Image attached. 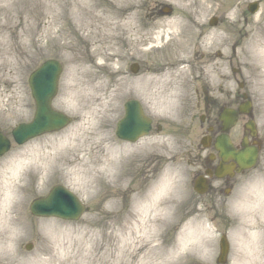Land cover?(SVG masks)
<instances>
[{
	"label": "rangeland",
	"instance_id": "rangeland-1",
	"mask_svg": "<svg viewBox=\"0 0 264 264\" xmlns=\"http://www.w3.org/2000/svg\"><path fill=\"white\" fill-rule=\"evenodd\" d=\"M253 1H259L256 13L247 9ZM263 23L264 0H0V129L11 135L16 124L32 119L28 76L48 58L64 66L53 106L72 116L64 129L13 142L0 157V169L18 163L27 183L11 213L9 239L0 243V264H149L143 238L182 251L174 264H218L222 234L230 244L226 264L257 261L253 243L264 263V232L247 245L236 235L246 192L264 178V148L257 166L237 175L228 190L199 196L188 149L202 132L191 133L172 117L196 88L217 91L222 84L230 91L236 77L251 95L264 147V80L258 77L264 68L247 47ZM132 62L140 64L136 74ZM130 98L140 100L155 122L136 142L115 133ZM45 162H51L48 170L38 172ZM56 184L88 206L78 220L31 214V200ZM141 211L148 221L142 230ZM155 214L157 231L148 220ZM188 227L199 229L197 238L208 240L210 250L185 242Z\"/></svg>",
	"mask_w": 264,
	"mask_h": 264
},
{
	"label": "flooded vegetation",
	"instance_id": "flooded-vegetation-1",
	"mask_svg": "<svg viewBox=\"0 0 264 264\" xmlns=\"http://www.w3.org/2000/svg\"><path fill=\"white\" fill-rule=\"evenodd\" d=\"M234 81L237 84V78ZM248 102H251L250 96L240 85L230 91L222 84L217 91L205 87L199 92L196 88L193 95L183 98L172 116L181 127L189 128V132H202L197 142L195 138L190 141L188 150L192 159L188 165L193 181L196 178L208 181L209 192H222L235 178L223 170L224 175L219 177V167H233V172L239 167L234 158L223 159L221 151L242 153L257 148L260 155L263 151V134L259 131L253 107L248 109Z\"/></svg>",
	"mask_w": 264,
	"mask_h": 264
},
{
	"label": "water",
	"instance_id": "water-1",
	"mask_svg": "<svg viewBox=\"0 0 264 264\" xmlns=\"http://www.w3.org/2000/svg\"><path fill=\"white\" fill-rule=\"evenodd\" d=\"M257 8V2L249 5L251 12H255ZM62 69L60 61L49 59L30 75L29 81L36 103V112L32 121L20 123L13 129L12 135L18 144H23L44 133L60 130L71 122L70 116L55 110L52 106V100L58 90ZM125 108L126 114L118 123L117 134L122 139L136 141L150 131L151 119L145 115L142 105L137 100L127 101ZM10 148L11 140L0 131V156L8 152ZM222 156H224V152H222ZM241 157L239 169L252 167L255 164L256 153H245ZM207 188L208 185L205 182H201L196 186L197 191L200 193L206 192ZM30 209L35 216H56L76 220L87 210V207L70 189L57 184L50 190L48 195L33 200ZM27 247L30 248L31 244ZM228 252L229 243L223 237L219 263L227 261Z\"/></svg>",
	"mask_w": 264,
	"mask_h": 264
},
{
	"label": "bare ground",
	"instance_id": "bare-ground-1",
	"mask_svg": "<svg viewBox=\"0 0 264 264\" xmlns=\"http://www.w3.org/2000/svg\"><path fill=\"white\" fill-rule=\"evenodd\" d=\"M259 28L255 30L254 35H252L251 38L247 41V47L249 48L254 58L258 60L256 62L257 65L262 66L264 68V27L262 29ZM260 71L261 75L259 74L258 77L261 76L264 80V71ZM73 82V76L71 75L69 82L67 83V87L69 89L74 87ZM82 86L85 87V84L82 83ZM81 93H83L82 89L79 91V94ZM115 161L116 160L114 158H111L110 164L115 165ZM50 163L51 162L38 164L39 167L37 168V171H47ZM19 166L20 165L18 163H11L7 164L3 170L0 169V234H5L4 236L0 237V243L2 242V244L3 242H5V240L9 239L8 234L10 233V229L8 228V223L14 220V217L11 216V213H13L14 208L19 203L20 192L27 185V183H25V172H22V168ZM246 193L247 202L244 205L246 207L242 209V221L244 220V222L238 226V229H236V235L237 239L240 242H244V244L247 245V243L245 242L251 240L254 241L257 236L264 232V178L258 180L255 186L248 190ZM143 211L149 213L151 211L153 212L154 209L145 207ZM143 211L138 212V215L140 216V220L138 221V223L140 224L141 230L142 228H144V226H147L148 222L146 219V214L144 213V215ZM157 216L159 217L160 214H155L154 218H152L153 220L149 218V222L155 221L158 218ZM157 222H153V231H157L158 229L157 227L159 225H156ZM186 231L187 235L189 236L184 238L185 242L194 241L196 243H199L195 246L193 245V249L199 250L200 252H206L210 250L211 243L208 240H201L197 238L199 234V229H196L194 227H188ZM149 242L150 239L146 240L144 238L142 239V242H139L142 244V247H145L142 252L144 262L147 258H149L147 262L149 264H174L175 262H178L182 257V251L177 252L171 247L160 249L158 244H150ZM188 245L189 244L183 245V247H186ZM254 246L255 243H253V246L251 248H253L254 250L253 254H255V258H257V261H254L247 257L249 262L252 261L250 264H264L263 262H260L259 257L257 255V253H259V247L255 250ZM155 254L161 255L163 262H158L157 259H155V257L153 256Z\"/></svg>",
	"mask_w": 264,
	"mask_h": 264
}]
</instances>
